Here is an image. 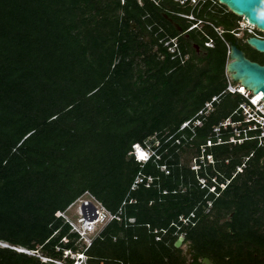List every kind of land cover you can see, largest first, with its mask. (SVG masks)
<instances>
[{
    "label": "trees",
    "instance_id": "obj_1",
    "mask_svg": "<svg viewBox=\"0 0 264 264\" xmlns=\"http://www.w3.org/2000/svg\"><path fill=\"white\" fill-rule=\"evenodd\" d=\"M179 11L187 10L170 0H0V242L10 246H0V264H71L65 250L83 252L92 264H187L174 247L180 234L194 264L212 255L204 250L207 242L214 251L213 239L235 237L241 248L258 239L264 247L257 229L264 222V142L232 144L224 132L217 143L212 132L229 116L242 119L233 111L245 99L222 93L226 43L240 17L207 2L197 13L204 23L178 37L190 56L179 64L158 42L188 28ZM158 26L164 32L155 36ZM219 94L198 116L201 125L179 129ZM134 144L154 154L139 162ZM86 191L120 219L77 250V234L54 213ZM192 212L193 225L178 221ZM228 214L233 235L206 225ZM242 255L234 262L243 264Z\"/></svg>",
    "mask_w": 264,
    "mask_h": 264
},
{
    "label": "built area",
    "instance_id": "obj_2",
    "mask_svg": "<svg viewBox=\"0 0 264 264\" xmlns=\"http://www.w3.org/2000/svg\"><path fill=\"white\" fill-rule=\"evenodd\" d=\"M139 4H141V0H137ZM154 5H159L161 0H149ZM172 2H175L178 7L182 9H186L187 11H179L176 12V15L180 18H183L188 24V28L185 31H181L177 36L171 37L168 35L163 36L162 38L158 39V42L162 45V47L170 54V58L179 60V64H184L188 59V54L182 53V51L179 48L178 44V37L180 35H183L185 32H188L190 30H193L195 28H199L201 24L204 22L197 17V13L203 8V6L207 3H215L216 0H170ZM120 3L123 4L124 0H120ZM207 23V22H205ZM238 26H240L239 29L241 30H247L249 32H252L254 29V26L247 24L246 20H244L241 17V21L238 22ZM151 26H147L148 30H151ZM214 30L217 32V35L221 36L223 31L220 28H214ZM164 32L163 28L161 26H158L157 31L155 32V36L159 33ZM204 46L211 48L213 47V40L211 38H208L204 42ZM226 56L229 54V47L228 43H226ZM227 83L225 89L222 91V93H230V94H240L245 101H241L237 108L233 111V114L237 116H242V119L233 120L231 116L223 119L220 121L217 125L213 126L212 132L214 133V137L216 138L217 143L221 142V136L226 132L228 136L227 142L232 144H241L245 140H256L258 145H261L264 142V103L262 100L254 102V94L251 93L249 90H242L241 85L239 84H232L230 82L229 74L225 73ZM244 88V87H243ZM221 93V94H222ZM218 96H213L210 101L206 102L204 106L195 114V116L187 121H184L180 124L179 129H184L188 127L190 124L192 126L201 125V121L198 118V116L207 115L210 110H212V102L217 101ZM243 123H247V126H242ZM249 132H253L249 134ZM212 140L211 138H208L206 140V146H211ZM138 150H141L144 155L140 156L138 154ZM203 151V148H202ZM151 149L149 145L141 146L139 144H134L132 146V154L134 158L139 162L146 161L150 155H151ZM206 159L209 161L211 160V157L209 155L206 156ZM194 164L192 166L193 170H196L198 168V165L195 163V160L193 161ZM244 166L243 164L236 168V171H241V167ZM148 182L151 180V178L147 179ZM140 179H137L135 183L139 182ZM199 183L201 187L205 186V180L203 178L199 179ZM134 186V184H133ZM224 187V186H223ZM133 188V187H132ZM213 190L212 187L209 188V191ZM85 198H83V197ZM81 197L76 199L71 205H76V213H77V219L76 221L73 220H65L69 225V233H76L77 238L79 241H83L84 245L83 248H87L90 243L91 239L87 236L86 232L91 230L93 232L96 231L97 226H101V229L108 224L112 220H119L118 214H113L106 210L102 204L96 200L94 196H92L89 192H85ZM208 205H210V202H208ZM54 216L58 217H64V215L57 211L54 213ZM194 217V213H189L188 216H180L178 218V221L183 224L187 225L189 222H191V225L194 224V221H191V219ZM67 219V218H66ZM129 223H133L134 220L132 218H129L127 220ZM89 229V230H87ZM100 229V230H101ZM156 232V230H154ZM184 236V234H180ZM87 236V237H86ZM156 240L159 239L158 236L155 237ZM68 238L65 236L61 238V242L65 243L67 242ZM8 246V245H2V247ZM10 247V246H8ZM12 249L16 250L17 252H24L29 255H36L35 251L25 250L24 248L20 247H14L12 246ZM59 247H57V250ZM65 256L72 255V251L67 250L65 251ZM37 256V255H36ZM44 261H49L48 258H43L38 256ZM55 263H59L54 261ZM92 264V263H89Z\"/></svg>",
    "mask_w": 264,
    "mask_h": 264
},
{
    "label": "water",
    "instance_id": "obj_3",
    "mask_svg": "<svg viewBox=\"0 0 264 264\" xmlns=\"http://www.w3.org/2000/svg\"><path fill=\"white\" fill-rule=\"evenodd\" d=\"M219 4L225 6L236 16L242 17L248 24L254 26L257 30L264 33V0H216ZM172 22L171 20H169ZM180 33L181 29L177 28ZM246 44L259 53L264 54V37L250 35L245 40ZM237 41L229 42V60L225 69L229 78L234 82H239L246 90L251 93H261V99L264 103V65L247 59L241 50L237 47ZM197 49L198 47L195 46ZM185 238L179 235L174 242L175 248H180ZM0 246L8 245L0 242ZM8 247V246H4ZM12 248V247H11ZM26 250V249H25ZM208 263L207 259H204Z\"/></svg>",
    "mask_w": 264,
    "mask_h": 264
},
{
    "label": "flooded vegetation",
    "instance_id": "obj_4",
    "mask_svg": "<svg viewBox=\"0 0 264 264\" xmlns=\"http://www.w3.org/2000/svg\"><path fill=\"white\" fill-rule=\"evenodd\" d=\"M216 8H211V12H214ZM239 28L240 26H238V31L233 33L232 38L227 43L237 41L236 47L242 51V53L247 59H249L250 61L257 62L260 65H264V54L257 52L252 47L247 45L245 42L246 38L249 35H256L259 37H264V35L262 34L263 32L257 30L255 27L252 30V32H249L247 30H241ZM195 46H193L194 52L197 54H201L203 50L199 46H197L198 48L196 49ZM189 57L190 56H188V59ZM228 60L229 58L228 56H226V63ZM226 63H225V66H226ZM225 73H226V69L224 70V76H225ZM225 79H226V76H225ZM230 82L234 85L239 84V82H234L231 79H230ZM226 83H227V79H226ZM263 212H264V209H263ZM230 217H231V214H228L224 218L216 222H208L206 223V225L207 226H212V225L220 226L221 229H218L216 232L229 233L233 235V232L230 230V226L227 224L230 220ZM257 229L260 233L264 234V222H260L259 225H257ZM213 240L217 241L216 245L218 246H215L213 248L214 251H210L211 246H209V244L206 242L204 251H207V253H210L212 255L210 256L208 254H203L202 256L198 257L197 261L200 264H241L240 262L238 263L234 262L235 256L240 252V250L243 252L242 259L245 261L243 264H264V247L263 248L257 247L258 239H252L250 241L248 239L244 240L242 248L239 244V241L235 237L223 238L221 241H219V239H213ZM188 252L189 253H188L187 264H194V254L192 253L190 244L188 247ZM247 254H249L250 256L249 258L247 257V260H246ZM204 259H207L208 263H205Z\"/></svg>",
    "mask_w": 264,
    "mask_h": 264
},
{
    "label": "rangeland",
    "instance_id": "obj_5",
    "mask_svg": "<svg viewBox=\"0 0 264 264\" xmlns=\"http://www.w3.org/2000/svg\"><path fill=\"white\" fill-rule=\"evenodd\" d=\"M209 19V18H212L211 20L213 21V20H215L216 19V17L214 16V15H212V14H206V19ZM239 21H241V17H240V19H239ZM263 35H264V33H262ZM188 60V59H187ZM200 159H201V157H199ZM194 159L192 158V160H191V162H190V168L192 169V166H193V164H194ZM83 197V196H82ZM83 198H85V197H83ZM78 203H76L75 205H72V206H69L64 212H61L63 215H64V217H62L63 218V220L65 221V220H73V221H76V219H77V213H75V209H76V205H77ZM49 213V212H48ZM67 218V219H66ZM100 229H101V226H97V228H96V231L95 232H93V233H91V232H88V234H87V236L90 238V239H92V238H94L99 232H100ZM50 233V230L49 229H47V230H45V233L43 234V235H39V236H37L36 237V239H35V244L39 247V245H40V243H41V241L42 240H44V239H46L45 237H46V235L47 234H49ZM52 234H54V232H52ZM86 236V237H87ZM84 242L83 241H79L78 239L77 240H75L74 241V246H75V248L77 249V250H80V249H83L82 247H83V244ZM188 247H189V243L188 242H184V243H182V245H181V247H180V249L183 251V253L185 254V256H186V259H187V261H188ZM55 250H57V247H55ZM36 252V251H35ZM37 256H39L40 255V253L39 252H36L35 253ZM65 251H64V253H63V257H65ZM69 257H73V254L72 255H70ZM56 262H59V263H57V264H65V261L64 260H60V261H56Z\"/></svg>",
    "mask_w": 264,
    "mask_h": 264
},
{
    "label": "clouds",
    "instance_id": "obj_6",
    "mask_svg": "<svg viewBox=\"0 0 264 264\" xmlns=\"http://www.w3.org/2000/svg\"><path fill=\"white\" fill-rule=\"evenodd\" d=\"M152 151V150H151ZM154 154V151H152L151 152V155H153ZM148 160V159H147ZM93 239V238H92ZM92 239H91V241H92ZM1 245V244H0ZM65 251H67V250H65ZM71 251V250H70ZM24 253V252H23ZM63 253H64V251H63ZM72 254H73V257H69V258H71L73 261H72V263L71 264H89V263H87V261H86V256L84 255V253L83 252H73L72 251Z\"/></svg>",
    "mask_w": 264,
    "mask_h": 264
},
{
    "label": "bare ground",
    "instance_id": "obj_7",
    "mask_svg": "<svg viewBox=\"0 0 264 264\" xmlns=\"http://www.w3.org/2000/svg\"><path fill=\"white\" fill-rule=\"evenodd\" d=\"M246 23L248 24V22L246 21ZM242 90H245V88H243L242 87ZM254 98H253V101L254 102H257V101H260V100H262L261 99V93L259 92V93H254ZM138 154L140 155V156H142V155H144V153L141 151V150H138ZM70 206H72V205H70ZM75 213H76V211H75ZM87 230H89V229H87ZM88 232H91V233H93V231H91V230H89V231H87L86 232V234H88Z\"/></svg>",
    "mask_w": 264,
    "mask_h": 264
}]
</instances>
